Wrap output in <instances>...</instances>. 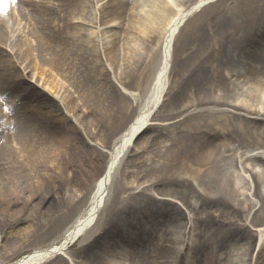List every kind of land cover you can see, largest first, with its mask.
Instances as JSON below:
<instances>
[{"label": "bare ground", "instance_id": "obj_1", "mask_svg": "<svg viewBox=\"0 0 264 264\" xmlns=\"http://www.w3.org/2000/svg\"><path fill=\"white\" fill-rule=\"evenodd\" d=\"M173 1L180 7L173 13L168 0H8L0 6V240L4 228L13 227L11 216L55 213V198L49 200L45 188L60 184V176L63 184L75 180L82 150L76 126H53L44 101L61 107L72 99L74 87L87 94L86 77L104 71L108 61L103 60L117 56L100 48L95 29L102 27L108 35L110 25H123L127 35L137 31L132 36L137 40L139 31L159 32L167 26L159 65H151L145 74L153 79L149 99L111 143L85 209L59 238L43 246L33 247L29 240L9 242L0 264H70L62 253L107 205L120 161L165 96L168 102L158 117L166 131L164 144L152 157L142 156L144 181L140 190L127 193L125 202L129 211L138 210L133 218L139 233H125L106 257L100 255L103 239L87 241L69 255L71 262L122 264L128 254V264H221L220 252L243 250L253 253L246 264H264V0H240V11L231 14L227 3L234 0ZM219 9L228 12L220 16L222 23L203 32L195 16ZM185 24L180 41L195 34L190 48L199 50L186 61V71L176 78L180 82L166 92L170 44ZM39 83L47 89L41 90ZM109 117L114 115L101 118ZM146 175L154 178L156 189L143 185L149 181ZM151 196L155 205L149 203ZM172 205L178 207V217L169 215L164 221L155 216L158 211L169 214ZM178 205L191 213L190 206L192 215L185 217ZM152 224L156 233L148 230ZM180 226H187L186 235L183 231L180 236ZM181 237L190 241L188 246L179 244ZM25 247L31 249L13 260ZM225 264L239 263L230 258Z\"/></svg>", "mask_w": 264, "mask_h": 264}, {"label": "rangeland", "instance_id": "obj_2", "mask_svg": "<svg viewBox=\"0 0 264 264\" xmlns=\"http://www.w3.org/2000/svg\"><path fill=\"white\" fill-rule=\"evenodd\" d=\"M168 1L170 9L173 10L172 13L180 9L173 0ZM238 2H240V0H234L232 4L227 3L229 14L235 12L238 13L240 11ZM129 3H131V0H129ZM140 7L141 6H139V8ZM182 7L181 9H183ZM221 9L218 11L210 10V15V11H204L205 13L203 15L198 13L195 16V20L199 19V26L202 28L203 32L208 31L212 26L215 27V25L222 23L220 16L226 15L228 12L223 10L220 11ZM111 18L112 16L109 15L106 17V20H110ZM124 18L127 20L128 15L123 17V19ZM230 18L231 17H228V21H230ZM187 21L188 20L185 22ZM110 22L116 23L114 20H111ZM110 22L109 24H111ZM186 24L172 41L170 66L165 82L166 92H168L169 88L175 87L177 83L180 82V80H177L176 78L181 77L186 71V61L199 50L197 47L194 49L190 48V46L194 45L193 39L195 34L185 38L186 41H180L181 35H183L187 29ZM110 26V29L111 31L113 30V32L108 35L102 34V27H97L95 29L98 38L97 43L100 48L104 47L106 50L110 51V55L117 53V56H112L109 60L107 58L103 60L104 64L108 61L107 68L104 71L98 73L95 72V75H92L91 73L86 77L90 80L88 82L89 87H85L87 94H83L81 88L74 87V98L72 97L69 103H65L61 107H56L50 99L45 98L44 101V108L49 112L47 120L53 124V126H57L60 130L67 129L71 124L76 126L82 150L76 157L77 164L75 167V180L73 183L65 182L67 184H63L65 178L60 176V184L49 185L45 188L46 194L51 195L48 199L51 200L52 198H55L52 201V205L56 209L55 213L32 214L24 218H16L15 216H11L12 218L10 217L9 220H12L13 227L4 228L2 231L0 240V259L4 253V247L9 242H13L16 239L22 241L20 244H27L26 241L29 240L35 243L33 245V247H35L43 246L51 239H57L60 237L62 229L87 206L95 181L104 170L111 143L119 135L122 129L129 124L138 109L145 105L149 99L150 92L148 91V87L151 77L145 78V74L151 65H156L155 58L158 57L159 52L162 50V43L164 35L166 34L167 26L159 32H155L154 30L145 32L139 31V38H137V40L134 39L135 37L132 38L137 31L133 34L127 35L126 26L124 27L123 25H120V29L113 25ZM131 41H135L136 43L131 44ZM133 46H135V48L132 50ZM205 49L208 50V48L203 45V50ZM83 77H85V75ZM28 85L34 87L30 82H28ZM37 85L41 90H46L48 87L46 84L41 85L39 83ZM40 89L38 90L40 91ZM167 97L168 96L163 97V100L153 112L154 115L149 121L148 126H146L144 131L134 139L132 145H130L126 151L124 158L120 161L117 172L113 177L114 179L108 187L109 197L107 196L105 199L107 205L106 203H103L96 222L90 228L86 229L81 236L71 244L67 253L65 252L63 258L70 261V264L73 263L71 262L69 255L80 250V247L87 241L97 238L103 239L104 244L101 246L100 255L106 257V254L111 250L110 248H112L117 241L125 238V233L128 234L129 232L130 234V231L139 233V222L133 218L135 216L134 212H137L138 210L129 211L126 208V197L128 195L127 193L141 189V187H137L144 181L141 173L144 168L141 163L142 156L148 155L149 157H152L164 144L161 143L164 142L162 133H166V131L161 130L163 125L160 124L163 123L158 117L160 112L166 107L168 102ZM104 113H111L114 117H109V119L104 120L102 119ZM82 155H85V157ZM150 177L151 176L146 175V179L149 181L145 182L146 184L143 185L145 187L153 185L156 189L157 183H155L154 178ZM133 178L134 181L132 183L131 180ZM152 192H154L155 196L159 199L160 195L154 190ZM133 195L136 196L137 193H134ZM71 198L74 199L72 204L69 203ZM150 198L149 203L155 205L157 202L156 197L151 196ZM192 201L191 206L195 207L196 212H198V202L195 203L194 199H192ZM178 206L180 207V210L184 212L185 217H190L192 215L193 212L190 206L188 209L191 213L182 209L180 205ZM171 207L175 210L169 207L167 210L169 214L164 215L158 211L154 212L156 214L155 216H158V218L159 216H162L161 219L164 221L169 215L178 217L177 214L180 213L178 207L176 205H172ZM0 225H4L2 220H0ZM149 227V231L156 233L157 227L154 228V224ZM21 228H26L27 232H29L23 233L20 231ZM177 231L181 232L180 236L183 235V231L184 235H186L187 226L185 229L181 226L177 227ZM186 237L187 236H185V238ZM185 238L181 237L179 240L180 242L178 241L179 244L183 243V246H186L187 241H185ZM189 242L190 241H188V243ZM30 249L31 247H25L22 252L13 256V260H16L22 254L28 253V250ZM219 254V262L221 264H225L230 258L239 264H246L245 261L249 258V255H251V257L253 256V253L248 254L243 250H233L230 255L226 254L225 251H222ZM129 257L130 256L127 254L125 259H127L128 262L124 261L122 264L132 262ZM53 261L54 260H51V262L44 264H53ZM137 264H139V260L137 261Z\"/></svg>", "mask_w": 264, "mask_h": 264}, {"label": "snow or ice", "instance_id": "obj_3", "mask_svg": "<svg viewBox=\"0 0 264 264\" xmlns=\"http://www.w3.org/2000/svg\"><path fill=\"white\" fill-rule=\"evenodd\" d=\"M8 0H0V6H2V3H6Z\"/></svg>", "mask_w": 264, "mask_h": 264}]
</instances>
